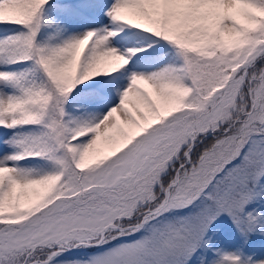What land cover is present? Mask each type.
<instances>
[{"label":"snow or ice","instance_id":"obj_1","mask_svg":"<svg viewBox=\"0 0 264 264\" xmlns=\"http://www.w3.org/2000/svg\"><path fill=\"white\" fill-rule=\"evenodd\" d=\"M0 264H264V0H0Z\"/></svg>","mask_w":264,"mask_h":264}]
</instances>
